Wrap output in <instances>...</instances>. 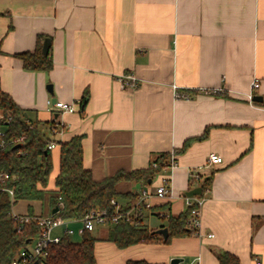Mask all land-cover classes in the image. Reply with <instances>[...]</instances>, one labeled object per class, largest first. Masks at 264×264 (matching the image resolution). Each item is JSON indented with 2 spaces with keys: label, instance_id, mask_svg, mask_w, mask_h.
<instances>
[{
  "label": "crops",
  "instance_id": "0c3cea01",
  "mask_svg": "<svg viewBox=\"0 0 264 264\" xmlns=\"http://www.w3.org/2000/svg\"><path fill=\"white\" fill-rule=\"evenodd\" d=\"M39 36L51 40L50 72L26 71L17 57L34 52ZM131 72L140 80L134 90L119 82ZM0 87L56 144L49 190L60 170L58 143L75 137L83 138V165L96 182L175 155L177 166L148 184L115 186L121 195L152 194L138 215L155 232L210 179L195 196L203 200L199 236L120 249L107 240V226L97 227V264H219L218 251L264 264V0H0ZM52 124L64 128L54 134ZM213 153L223 163L207 167ZM166 182L170 193L158 197ZM26 203L13 213L32 205L37 216L49 215ZM81 227L80 220L66 225L82 240Z\"/></svg>",
  "mask_w": 264,
  "mask_h": 264
},
{
  "label": "trees",
  "instance_id": "16d2710c",
  "mask_svg": "<svg viewBox=\"0 0 264 264\" xmlns=\"http://www.w3.org/2000/svg\"><path fill=\"white\" fill-rule=\"evenodd\" d=\"M45 36H39L34 52L17 55L23 62L24 70L30 72H50L53 69L51 47L48 55L42 52ZM0 111L12 117V122L6 131L7 142H12L0 152V172L7 173L10 179L0 182V264H11L27 243L37 238L40 229L35 223L22 225L13 216V207L20 201L40 203L42 212L54 214L66 221L81 220L93 211H106L109 216L115 214L112 201L127 199L128 203L121 206L122 212L131 210L138 202L140 194H118L115 186L122 181L143 182L148 184L166 165L170 154H163L154 160L146 169L132 172L120 171L102 182H96L92 173L83 165V138L75 137L67 143H58L61 149L60 170L56 178V190H49V180L53 171L51 151L48 149L54 143L42 131L39 122H31L11 96L0 87ZM52 133L58 128L51 126ZM205 137V135L203 136ZM22 140V143H18ZM189 142L186 144L188 145ZM22 144V147L18 145ZM21 152V153H19ZM210 179L203 181L202 192L209 186ZM5 189L14 191V202L11 201ZM196 205L188 207L178 216H168L165 227L169 237L165 241L145 223L143 216L138 215L133 222L125 219L119 223L109 221L107 240L120 249L137 244H151L163 241L168 244L173 238H183L195 235V229L190 225L192 211ZM168 205L162 208L165 212ZM29 216H35L34 207L29 205ZM99 239L86 232L82 240L75 243L70 236H65L60 243L49 247L45 264H97L95 244ZM219 264H241L239 258L227 251L216 253ZM127 264H151L143 260H130Z\"/></svg>",
  "mask_w": 264,
  "mask_h": 264
},
{
  "label": "built area",
  "instance_id": "2783aa9c",
  "mask_svg": "<svg viewBox=\"0 0 264 264\" xmlns=\"http://www.w3.org/2000/svg\"><path fill=\"white\" fill-rule=\"evenodd\" d=\"M119 82L121 83L123 88L129 90L137 89L140 85V80L132 72L126 73L121 76ZM259 87L260 83L258 81H255L253 83V89H258ZM52 105L61 112L74 113L77 111L74 104L54 102L52 103ZM11 122L12 117L0 111V152L5 150L12 143L5 140L6 131ZM57 128L61 130L64 127L63 125H58ZM18 143H22V140H18ZM55 147L56 144L51 143L48 149L51 151ZM167 163L168 165L165 166V170H171L177 166V161L174 154L170 155ZM222 163V156L213 153L208 157L207 167ZM153 167L157 168L158 164L156 162H153ZM202 168L203 167L199 168L198 170L200 171L202 170ZM198 170L193 171V177L199 178ZM9 179V174L0 172V182L4 183ZM5 191L9 194L11 201L14 202V191L11 189H5ZM169 193L170 187L168 182L164 183V185H161L156 189V195L158 197L163 198ZM151 196L152 194L148 190H143L136 205L126 213L122 212V207L118 203V201H112V205L116 209L113 216H109L106 211H93L80 220L82 222V227L77 231V233L82 236L86 232H93L99 226H107L109 221H111L112 223H119L121 220L125 219L127 222H133L139 213H141L145 209L150 208V205L146 203V200ZM187 202L188 207H192L193 205L197 206L192 211V217L189 223L195 229V235L199 236L201 229V208L203 205V200L199 197H194L187 198ZM13 216L22 225L35 223L40 229V234L37 238L27 243L26 247L19 252L16 258L11 262V264H45L49 247L54 244L60 243L63 237H71L76 233L74 229L66 228V225L69 221L62 219L61 217H56L54 216V214L48 216H29L27 214L17 215L13 213ZM59 230H62V233L58 234L57 231ZM212 236L213 235H211L210 237Z\"/></svg>",
  "mask_w": 264,
  "mask_h": 264
},
{
  "label": "water",
  "instance_id": "95a60500",
  "mask_svg": "<svg viewBox=\"0 0 264 264\" xmlns=\"http://www.w3.org/2000/svg\"><path fill=\"white\" fill-rule=\"evenodd\" d=\"M50 47H51V40L50 39H45L44 41V44H43V49H42V52L43 54L46 56L48 55L49 53V50H50ZM49 91H52V86L49 85L48 87ZM254 101L256 102H261L262 101V98L260 96H256L253 98ZM18 147H22V144L18 145ZM202 194V189L201 188H196L190 192L187 193V196L189 197H195V196H198V195H201ZM59 211L58 208H56L54 211H53V214H56L57 212ZM157 234L163 236L164 240L166 241L169 237V232H168V229L167 228H163V229H159L158 231H156ZM183 261L181 259H173L171 261L170 264H180L182 263ZM36 264H39V263H36Z\"/></svg>",
  "mask_w": 264,
  "mask_h": 264
},
{
  "label": "rangeland",
  "instance_id": "374dc122",
  "mask_svg": "<svg viewBox=\"0 0 264 264\" xmlns=\"http://www.w3.org/2000/svg\"><path fill=\"white\" fill-rule=\"evenodd\" d=\"M27 203L26 202H24V201H20L17 205H16V207H14L15 208V211H17V212H19V213H23L24 211H25V205H26ZM154 220V221H153ZM153 222H155V219L153 218ZM99 229H106V226H99L98 227V230ZM95 235H96V233H95ZM71 240L73 241V242H75V243H78V242H80V240H81V237L80 236H72V238H71Z\"/></svg>",
  "mask_w": 264,
  "mask_h": 264
}]
</instances>
